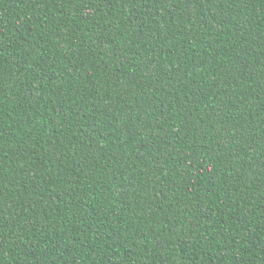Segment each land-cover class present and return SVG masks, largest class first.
Masks as SVG:
<instances>
[{
  "label": "trees",
  "instance_id": "16d2710c",
  "mask_svg": "<svg viewBox=\"0 0 264 264\" xmlns=\"http://www.w3.org/2000/svg\"><path fill=\"white\" fill-rule=\"evenodd\" d=\"M0 264H264V0H0Z\"/></svg>",
  "mask_w": 264,
  "mask_h": 264
}]
</instances>
